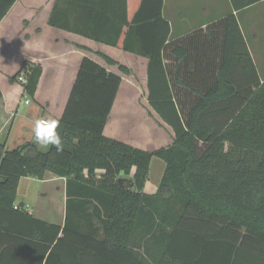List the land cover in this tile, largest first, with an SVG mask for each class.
<instances>
[{
	"label": "trees",
	"instance_id": "16d2710c",
	"mask_svg": "<svg viewBox=\"0 0 264 264\" xmlns=\"http://www.w3.org/2000/svg\"><path fill=\"white\" fill-rule=\"evenodd\" d=\"M15 1L0 0V21ZM161 1L110 44L148 58L147 99L173 142L148 151L106 137L121 77L84 57L58 119L64 150L0 144V264H264V80L234 14L172 48ZM24 70L32 97L42 70L24 61L11 80ZM152 157L165 169L146 194ZM47 171L66 179L62 225L16 203L20 179Z\"/></svg>",
	"mask_w": 264,
	"mask_h": 264
},
{
	"label": "crops",
	"instance_id": "0c3cea01",
	"mask_svg": "<svg viewBox=\"0 0 264 264\" xmlns=\"http://www.w3.org/2000/svg\"><path fill=\"white\" fill-rule=\"evenodd\" d=\"M155 4L156 0H16L0 21V144L4 143L6 148L16 117L29 127L30 121L41 117H61L84 57L91 58L121 77L103 134L148 151L171 144L174 137L172 130L154 112L147 99L148 58L110 44L117 37L123 40L127 32L124 26L132 22L140 6L146 7L141 13L145 14ZM161 5L162 14L170 24L168 43L171 47L192 32L205 30L208 25L227 14H234L257 74L261 81L264 80V0L240 9H235L230 0H162ZM49 18L57 26L50 25ZM129 40L137 46L136 36L131 34ZM9 53L17 57L16 68L12 70L5 60ZM103 56L124 65L129 73L121 72L118 64L107 63ZM24 61L39 65L42 70L35 93L29 98L28 104L24 102L25 99H15L18 95L24 97L23 88L20 83L11 80ZM165 63L169 62L165 60ZM120 97L126 110L139 103L148 106L150 115L158 122L154 124L155 128L147 130L144 122H138L136 116L129 114L125 119L121 113L115 112ZM131 118L132 121L128 122ZM162 126L169 132L165 145H161ZM138 127L147 131L148 135L141 142H138L135 132ZM25 129L27 131L24 132L28 134L19 144L22 141H33L31 129ZM38 146L45 149L44 146ZM156 158L152 157L150 161L143 189L146 194L157 191L165 169L164 161ZM101 173L96 172L97 175ZM38 180L48 184V190L40 194L43 201L47 199L50 202L49 193L58 185L62 193L61 201H57L56 195H53L52 200V211L58 213V220H48L39 210L31 214L46 222L62 225L65 218L66 179L47 171Z\"/></svg>",
	"mask_w": 264,
	"mask_h": 264
},
{
	"label": "rangeland",
	"instance_id": "374dc122",
	"mask_svg": "<svg viewBox=\"0 0 264 264\" xmlns=\"http://www.w3.org/2000/svg\"><path fill=\"white\" fill-rule=\"evenodd\" d=\"M16 59H17L16 54H13V53L6 54V56H5L6 65L8 66V68H10V70L16 68V65H15ZM16 75H17V71L13 74V76H16ZM15 81L17 83L21 84V82H19L17 80V77H16ZM4 90H6L5 87H4ZM123 92L124 91H122L121 94H123ZM26 98L29 99L30 97L26 96ZM15 99L24 100L25 96L21 97L20 95H18V96H16ZM121 99L122 98L120 97V99L116 103V106L114 109L115 112L121 113L122 116L125 117V119H127L126 116H128L129 114H130V116H132V115L136 116L138 122L139 121L144 122V125L146 126L147 130L155 128L154 124L158 123V122L156 120H154L153 117L150 115L148 106L143 105L142 103H139V104H135L133 106L127 107V110H126L122 104ZM135 99H137V98H135ZM18 118L19 117H16V119L14 121V127H13V129H12V131L8 137V142H7V146H6V148L8 150H11V149L17 147L18 145H20L18 142L28 134V133L24 132V131H27L25 128L31 129V124H29L30 127L25 125V124H22L18 120ZM131 121H132V118L128 120V122H131ZM126 127L129 129L128 125H126ZM162 127H163L162 128L163 129V131H162L163 139H162L161 145H165L168 142V139H167L168 136L167 135L169 132L166 130L165 126H162ZM7 130H9V129H7ZM135 132L138 136V139H137L138 142H141V140H144L145 137L148 136L147 131H145L141 127H138V129H136ZM24 143L22 141L21 144H24ZM157 146H159V145H157ZM165 146H168V145H165ZM162 147H164V146H162ZM46 148L47 147H45V149ZM157 148H160V147H157ZM157 148H155L154 150H156ZM47 190H48V184L47 183H43L42 181L38 180L37 178L23 177L21 179L20 183L18 184L16 203H19V202L24 203L25 207L27 208V210L30 213H34V212H36V210H39L40 213L44 214L45 217L48 218V220L56 222L58 220V217H57L58 213L52 211L53 210L52 205L54 204V201H52L53 195L57 196V201H58L60 199V196L62 193H61V191L57 185L54 188V191L49 193L50 198H51L50 202L47 199H45V201H43L40 198V194L43 191H47ZM58 193H59V195H58ZM59 201H61V200H59Z\"/></svg>",
	"mask_w": 264,
	"mask_h": 264
},
{
	"label": "clouds",
	"instance_id": "9594fccd",
	"mask_svg": "<svg viewBox=\"0 0 264 264\" xmlns=\"http://www.w3.org/2000/svg\"><path fill=\"white\" fill-rule=\"evenodd\" d=\"M31 124L32 140L35 144L51 146L56 152L64 150L63 137L60 131V121L56 118L41 117L29 122Z\"/></svg>",
	"mask_w": 264,
	"mask_h": 264
},
{
	"label": "built area",
	"instance_id": "2783aa9c",
	"mask_svg": "<svg viewBox=\"0 0 264 264\" xmlns=\"http://www.w3.org/2000/svg\"><path fill=\"white\" fill-rule=\"evenodd\" d=\"M27 72V70H24L20 75L17 76V80L21 83L25 82V73ZM24 102L26 104H28L30 102V99L25 98Z\"/></svg>",
	"mask_w": 264,
	"mask_h": 264
}]
</instances>
